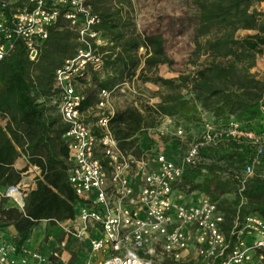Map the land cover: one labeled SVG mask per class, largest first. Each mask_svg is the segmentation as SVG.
<instances>
[{
	"label": "trees",
	"instance_id": "trees-1",
	"mask_svg": "<svg viewBox=\"0 0 264 264\" xmlns=\"http://www.w3.org/2000/svg\"><path fill=\"white\" fill-rule=\"evenodd\" d=\"M191 1L196 10L190 58L194 68L171 78L155 71L146 74L158 64L170 63L164 55L161 35L138 34L121 39L119 20L100 10V0L88 1L99 15L98 29L120 49L113 50L112 44L103 48L109 51L103 56V69L109 72L100 76L89 70L90 85L79 108L92 105L98 89L113 88L125 75L134 73L138 47L144 48L145 57L136 77L170 91L160 94L154 104L144 106L147 121L132 106L115 110L109 117L108 127L119 148L131 149L135 156L155 144L144 129L154 126L159 116H172L187 131L200 129L205 118L218 129L232 119L242 130L264 133V80L251 71L258 55L234 36L238 29L264 34V11L255 7L262 0ZM76 45L75 34L58 18L41 41L35 62L28 60L18 40L0 59V188L14 186L27 165L38 169L32 186L23 194L21 208L7 204L8 198L0 196V221L8 223L17 234L30 231L41 220L56 224L74 215L78 199L66 179L69 163L66 143L61 138L65 126L48 95L53 71L73 56ZM199 58L200 62L195 63ZM180 87L185 88L184 95L174 91ZM169 140L172 148L176 146V139ZM20 154L26 156L27 164L15 169L12 164ZM251 154L252 149L242 139L222 138L204 146L199 151L201 161L186 169L177 189L185 194H206L222 211L226 225L235 213L237 197L242 198L237 209L239 218L255 213L264 221V155L253 173L240 183V171Z\"/></svg>",
	"mask_w": 264,
	"mask_h": 264
},
{
	"label": "built area",
	"instance_id": "built-area-1",
	"mask_svg": "<svg viewBox=\"0 0 264 264\" xmlns=\"http://www.w3.org/2000/svg\"><path fill=\"white\" fill-rule=\"evenodd\" d=\"M58 18L75 34L77 45L73 56L53 71L48 100L65 126L66 179L78 199L61 230L65 237L87 242L89 257L82 264H264V221L255 213L237 216L241 197L226 225L206 194L177 189L186 169L201 161L200 149L222 138L242 139L252 149L240 171L242 183L264 155V133L242 130L232 119L218 129L202 118L198 133L185 139L172 116H161L158 124L144 129L153 147L138 156L121 150L108 127L117 86L98 89L96 101L79 108L90 85L89 70L102 72L103 56L109 53L103 50L108 44L97 27L99 15L86 0H0V59L18 40L35 62ZM121 85L135 94L125 81ZM161 136L177 140L170 154ZM19 156L27 164L26 156ZM29 167L38 174L36 166ZM26 190L27 185L16 183L3 187L0 196L21 208ZM0 264L50 263L36 251L21 254L0 239Z\"/></svg>",
	"mask_w": 264,
	"mask_h": 264
},
{
	"label": "rangeland",
	"instance_id": "rangeland-1",
	"mask_svg": "<svg viewBox=\"0 0 264 264\" xmlns=\"http://www.w3.org/2000/svg\"><path fill=\"white\" fill-rule=\"evenodd\" d=\"M255 7L264 11V0L256 3ZM99 8L107 13H112L114 18L119 20L117 28L122 32L121 39L138 34L156 33L161 35L164 55L170 63L158 64L154 70H146L147 75L155 71L164 78H171L187 74L194 68L193 61L190 58H193L191 52L194 46L193 34L196 24V10L191 0H100ZM100 36L106 40L108 45L112 44L109 36H104L101 31ZM234 36L258 55L251 71L256 73L259 79L264 80V34H259L254 30L238 29L235 31ZM110 46H113V50L120 49L118 43ZM134 54L137 58L134 73L125 75L122 82L125 81L127 86H132L135 94H130L124 85H121L122 82H118L116 83L117 87L111 94L112 104L115 110H121L127 106L136 107L143 113L147 121L149 117L143 112L144 106L154 104L159 100L160 94L170 91L167 88H158L149 82H141L136 77L138 69L143 66L145 50L143 47H138ZM200 60L201 58L195 63L200 62ZM107 72L109 70L104 68L99 75L102 76L103 74L104 76ZM121 88H123L122 92H120ZM174 91L182 95L186 93L185 88L181 87ZM160 120L161 116L156 117L155 123L158 124ZM173 121L175 125H182L181 121ZM198 131L199 127L191 128L188 131L184 129V138L190 139ZM169 138L168 136H161L159 140L161 142H172ZM7 204H12V201L8 200Z\"/></svg>",
	"mask_w": 264,
	"mask_h": 264
},
{
	"label": "crops",
	"instance_id": "crops-1",
	"mask_svg": "<svg viewBox=\"0 0 264 264\" xmlns=\"http://www.w3.org/2000/svg\"><path fill=\"white\" fill-rule=\"evenodd\" d=\"M162 144L165 152L170 154L172 143L167 141ZM12 166L15 169H21L26 166V163L18 156ZM29 166L31 165H27L26 169L20 173V180L17 182L27 185V189L32 186L36 174L35 170ZM68 224V219L60 221V224H49L41 220L30 231L17 234L8 223L0 221V239L13 244L21 254L36 251L46 257L50 264H82L89 257L87 242H78L71 237H65L61 227ZM28 262L31 263V260Z\"/></svg>",
	"mask_w": 264,
	"mask_h": 264
},
{
	"label": "bare ground",
	"instance_id": "bare-ground-1",
	"mask_svg": "<svg viewBox=\"0 0 264 264\" xmlns=\"http://www.w3.org/2000/svg\"><path fill=\"white\" fill-rule=\"evenodd\" d=\"M12 194V193H11Z\"/></svg>",
	"mask_w": 264,
	"mask_h": 264
}]
</instances>
